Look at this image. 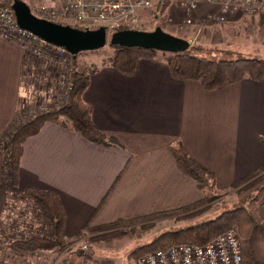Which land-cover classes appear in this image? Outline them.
I'll return each instance as SVG.
<instances>
[{
	"label": "crops",
	"instance_id": "obj_1",
	"mask_svg": "<svg viewBox=\"0 0 264 264\" xmlns=\"http://www.w3.org/2000/svg\"><path fill=\"white\" fill-rule=\"evenodd\" d=\"M28 59L23 48L0 38V136L21 114L40 62L49 60ZM88 73L83 101L94 126L115 143H90L46 122L26 139L20 159V192L33 187L58 195L67 241L86 229L200 200L202 192L179 170L170 151L176 141L215 175L220 192L264 165V147L258 141L264 137V82L245 79L204 91L195 81L175 78L161 56L141 60L131 76L109 64ZM2 161L0 151V179ZM10 195L0 189V226ZM26 214L24 210L18 236L29 235L34 227Z\"/></svg>",
	"mask_w": 264,
	"mask_h": 264
},
{
	"label": "trees",
	"instance_id": "obj_2",
	"mask_svg": "<svg viewBox=\"0 0 264 264\" xmlns=\"http://www.w3.org/2000/svg\"><path fill=\"white\" fill-rule=\"evenodd\" d=\"M9 0H0V10L10 7ZM264 27V15L257 17ZM67 25V24H66ZM76 27V26H74ZM111 56L108 64L120 73L131 76L134 74L141 60L155 59L159 52L143 48H122L110 46ZM45 58L54 56V48L48 47ZM189 48L178 54L163 53L172 75L180 80L197 82L204 91H215L230 87L245 79L264 82V59L236 58L214 60L194 56ZM74 71L76 61L70 56ZM93 72V71H92ZM90 73L76 72L67 99L61 103L59 109L50 104L48 113L36 112L32 117L19 114L0 136V151L3 155L0 189L12 193L14 197H21L31 202L35 209L34 222L37 228L29 235L10 239V248L17 254L56 251L66 248L68 242L64 234V211L58 195L49 190L28 187L20 192L18 187L20 159L23 144L26 139L38 133L46 122H54L67 128L84 140L94 144H114V139L101 133L92 123L90 108L83 101ZM57 107V106H56ZM259 143L264 147V137H259ZM170 151L177 167L195 183L203 197L181 208L158 212L133 219H120L113 223L97 227L94 232L112 229L106 240L122 238L126 233L122 228L131 227L145 220H160L181 214H187L218 199L216 177L207 168L194 160L180 141L174 142ZM231 189H235L237 206L231 210L221 212L214 217L199 220L181 229L166 231L155 237L150 243L137 248L130 255L135 261L140 257L157 251H165L179 244L205 245L232 228H237L240 236L241 258L244 264H264V165L250 172L240 180L235 181ZM179 218V217H178ZM33 226V225H32ZM128 229V228H126ZM1 234H3L1 232ZM101 237V236H100ZM99 237V238H100ZM89 258L84 264H88Z\"/></svg>",
	"mask_w": 264,
	"mask_h": 264
},
{
	"label": "rangeland",
	"instance_id": "obj_3",
	"mask_svg": "<svg viewBox=\"0 0 264 264\" xmlns=\"http://www.w3.org/2000/svg\"><path fill=\"white\" fill-rule=\"evenodd\" d=\"M9 1L11 4L12 0ZM19 1L26 4L32 14L37 17H40L42 9L51 8L54 5L52 0ZM150 27L151 29H149ZM150 27H146L145 29L148 30H145V32H150L156 27H160L166 33L187 40L190 47L193 48L190 49V52L196 57L214 60L236 58L264 59V27L261 26L257 17L244 18L227 25L204 26L201 30L199 27L194 29L166 28L163 22H154ZM111 53L109 46L97 51L80 52L75 62L76 71L71 75V79L74 80L76 72L88 74V71L92 68L108 64ZM27 55L32 59H28L30 61L35 60L37 62L40 60V57L28 53ZM158 56L164 57V54L159 52ZM48 59H44L47 62L46 64L40 62V67L37 66L38 68L35 71L34 87L37 89L29 87L27 94L25 93L26 95L22 99V103L25 102V105L21 110V114L24 116L32 117L37 112L35 108L38 106L46 108L58 96L60 66L53 62L51 58ZM54 108L59 109L56 106ZM48 110L51 109L47 108L45 113H48ZM235 192V189L231 188L227 192L218 191V199L186 215L181 214V216L160 220H145L137 224L138 227H135L134 230H131V227H124L121 231L126 234L122 238L115 237L112 240H106V238H102V235H107L112 229L94 232L97 227H93L84 230L72 240L67 241L66 248L57 254L55 253L56 251H51L43 254H39V252L23 253V255L13 251L8 242L11 238L12 240L16 239L19 235L18 233H22L23 229H21L19 223L24 210L27 213L25 219L28 218L27 221L32 222L35 227V222L31 220L35 206L31 202L22 200L20 196L12 199L11 196L14 195H10L7 201L9 206L8 211H6L7 218L4 219L0 226V232L3 233L0 238L7 239L6 242L5 239L1 242L2 245L0 244V264H84L87 258H89L88 264H137L133 257H130L134 250L150 243L155 237L166 231L181 229L199 220L211 218L221 212L235 208L237 206ZM10 197L11 200H9ZM39 229L40 227L37 228V230ZM232 229L238 232L237 228ZM83 247H86V251H83ZM24 254L26 258L23 257Z\"/></svg>",
	"mask_w": 264,
	"mask_h": 264
},
{
	"label": "built area",
	"instance_id": "obj_4",
	"mask_svg": "<svg viewBox=\"0 0 264 264\" xmlns=\"http://www.w3.org/2000/svg\"><path fill=\"white\" fill-rule=\"evenodd\" d=\"M51 8L42 9L41 19L76 26L80 29L104 28L107 37L120 30L144 31L154 22L166 28L183 29L209 25H227L248 17L264 15V0H52ZM70 23V24H69ZM151 29V27L149 28ZM0 38L16 43L28 54L44 57L49 46L54 48L53 62L60 66L58 108L71 90L74 64L70 54L20 29L11 8L0 10ZM109 39V38H108ZM62 75V76H61ZM38 106L37 112H45ZM86 251V247L82 248ZM137 264H244L240 237L235 229L205 245L179 244L165 251L149 253Z\"/></svg>",
	"mask_w": 264,
	"mask_h": 264
},
{
	"label": "water",
	"instance_id": "obj_5",
	"mask_svg": "<svg viewBox=\"0 0 264 264\" xmlns=\"http://www.w3.org/2000/svg\"><path fill=\"white\" fill-rule=\"evenodd\" d=\"M10 7L20 29L65 50L75 61L80 52L97 51L108 45L122 48L137 47L167 54L183 53L190 47L187 40L166 33L160 27L150 32L120 30L114 32L108 39L104 28L80 29L41 19L33 15L30 8L19 0H12Z\"/></svg>",
	"mask_w": 264,
	"mask_h": 264
}]
</instances>
